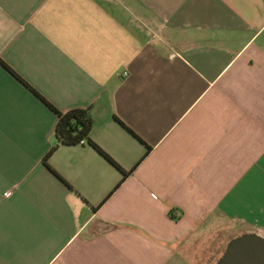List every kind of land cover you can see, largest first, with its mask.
<instances>
[{"label":"crops","instance_id":"1","mask_svg":"<svg viewBox=\"0 0 264 264\" xmlns=\"http://www.w3.org/2000/svg\"><path fill=\"white\" fill-rule=\"evenodd\" d=\"M44 100L89 110L124 182L59 145ZM246 234L264 239V0H0V264H219Z\"/></svg>","mask_w":264,"mask_h":264},{"label":"trees","instance_id":"2","mask_svg":"<svg viewBox=\"0 0 264 264\" xmlns=\"http://www.w3.org/2000/svg\"><path fill=\"white\" fill-rule=\"evenodd\" d=\"M18 78L19 76L13 72ZM45 101V100H44ZM45 103L57 114L58 123L56 127V138L59 145L62 146H78V145H89L95 149L100 155H102L107 161L113 166L123 172L124 179L131 174L130 172H124L120 166L107 154L105 153L92 139L91 133L93 130V120L89 110L75 109L66 113H62L51 106L45 101ZM121 125L127 128L122 122L117 120ZM58 147V146H57ZM57 147L53 148L51 152L45 158V164L48 165V160ZM122 182V183H123Z\"/></svg>","mask_w":264,"mask_h":264},{"label":"water","instance_id":"3","mask_svg":"<svg viewBox=\"0 0 264 264\" xmlns=\"http://www.w3.org/2000/svg\"><path fill=\"white\" fill-rule=\"evenodd\" d=\"M263 250V238L254 234H246L235 238L231 242L225 257L219 262V264H225L226 260L230 258V255L233 253L238 254V256H246L249 258L264 257V254L262 253Z\"/></svg>","mask_w":264,"mask_h":264},{"label":"flooded vegetation","instance_id":"4","mask_svg":"<svg viewBox=\"0 0 264 264\" xmlns=\"http://www.w3.org/2000/svg\"><path fill=\"white\" fill-rule=\"evenodd\" d=\"M262 253L264 254V250ZM225 264H264V257L249 258L246 256H238V254L233 253L230 255V258L226 260Z\"/></svg>","mask_w":264,"mask_h":264},{"label":"built area","instance_id":"5","mask_svg":"<svg viewBox=\"0 0 264 264\" xmlns=\"http://www.w3.org/2000/svg\"><path fill=\"white\" fill-rule=\"evenodd\" d=\"M127 75V74H126Z\"/></svg>","mask_w":264,"mask_h":264}]
</instances>
